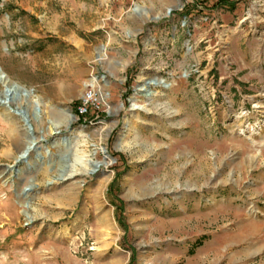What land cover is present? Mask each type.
<instances>
[{
	"label": "rangeland",
	"instance_id": "374dc122",
	"mask_svg": "<svg viewBox=\"0 0 264 264\" xmlns=\"http://www.w3.org/2000/svg\"><path fill=\"white\" fill-rule=\"evenodd\" d=\"M233 1L0 0L31 91L0 106V264H264V0Z\"/></svg>",
	"mask_w": 264,
	"mask_h": 264
},
{
	"label": "water",
	"instance_id": "95a60500",
	"mask_svg": "<svg viewBox=\"0 0 264 264\" xmlns=\"http://www.w3.org/2000/svg\"><path fill=\"white\" fill-rule=\"evenodd\" d=\"M172 10V8H168L167 10V13H170V11ZM160 15H156V16H153L152 18H159ZM17 90H21L23 92V94L25 96H27L31 91L27 90L26 88L20 86L19 84L17 83H12V87L11 88H8V87H5L4 90L0 91V102L2 103H5V102H9V101H13L15 100V96L17 95V97L19 96V94L16 93ZM39 108L38 106L36 105L35 106V111H38ZM16 114L20 115L24 124L27 126V131H28V135L31 136L30 140L28 141V144L26 145V147L24 148V154H20L18 156V158H16V162H20V161H27L28 159V156H29V152L30 150L32 149H36L37 146V141L35 140L34 138V131H33V128H32V125L29 121V115H28V112L25 108H20V107H17V109L13 110ZM56 142H54L55 144ZM55 145H62L64 147L65 144H55ZM96 165V164H95ZM99 166V165H98ZM66 176V173L63 172L62 174L59 175L58 179H62ZM32 189V186L30 187H26V191L28 190H31Z\"/></svg>",
	"mask_w": 264,
	"mask_h": 264
},
{
	"label": "bare ground",
	"instance_id": "6f19581e",
	"mask_svg": "<svg viewBox=\"0 0 264 264\" xmlns=\"http://www.w3.org/2000/svg\"><path fill=\"white\" fill-rule=\"evenodd\" d=\"M96 80H97V77L92 76L91 83H94ZM10 81L11 80H10L9 76L7 75V73L5 71H3L2 68H0V83L3 84L5 87L11 88L12 86L9 85ZM147 92H148V94H155L154 90H148ZM11 102L12 101L5 102V103L0 102V106L10 107ZM37 106L40 107V101H37ZM40 109H41V107H40ZM67 141H68V138L65 136V137H62L61 140L57 141V144H64V143H67ZM20 154H24V150L21 151ZM28 158H29V156H28ZM95 164L96 165H93L92 161L91 162L86 161L83 158V156H81V155L73 154V157L71 158V164H70L71 171L68 174L72 175L74 173H92V172L97 170V167H98V165L99 166L101 165V162L96 161ZM30 186H32V185H30ZM24 205H25V203H24Z\"/></svg>",
	"mask_w": 264,
	"mask_h": 264
},
{
	"label": "built area",
	"instance_id": "2783aa9c",
	"mask_svg": "<svg viewBox=\"0 0 264 264\" xmlns=\"http://www.w3.org/2000/svg\"><path fill=\"white\" fill-rule=\"evenodd\" d=\"M94 105L96 108L99 107L98 101L95 98V94L89 92L86 97H84L83 101L78 106V114L85 115L89 112L91 106Z\"/></svg>",
	"mask_w": 264,
	"mask_h": 264
},
{
	"label": "trees",
	"instance_id": "16d2710c",
	"mask_svg": "<svg viewBox=\"0 0 264 264\" xmlns=\"http://www.w3.org/2000/svg\"><path fill=\"white\" fill-rule=\"evenodd\" d=\"M216 6H234V1L233 0H217L215 3ZM118 220L120 221L121 224H124L123 218L118 217Z\"/></svg>",
	"mask_w": 264,
	"mask_h": 264
}]
</instances>
